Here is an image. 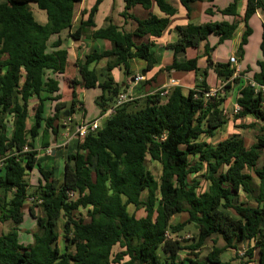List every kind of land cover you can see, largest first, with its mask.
Returning a JSON list of instances; mask_svg holds the SVG:
<instances>
[{"label": "trees", "instance_id": "trees-1", "mask_svg": "<svg viewBox=\"0 0 264 264\" xmlns=\"http://www.w3.org/2000/svg\"><path fill=\"white\" fill-rule=\"evenodd\" d=\"M82 1L0 0V222L15 224L0 236V264H234L237 260L238 264H264V92L248 80L237 97L236 119H254L242 128L258 130L255 143L248 147L239 134L217 143L207 140L214 139L228 122L225 103L232 83L252 71L250 80L264 85V21L258 70L248 66L244 72H237L230 61H214L211 53L235 36L238 19L177 26L178 39L168 44L175 58L164 70L195 72L194 88L185 93L181 86H172L164 95L159 89L118 107L98 129L76 139L59 178L54 167L40 162L37 139L42 148H48L51 138L58 139L61 128L67 127L63 118L76 126L85 119L78 84L101 90L95 102L103 117L126 90L112 71L119 68L129 76L134 58L146 61V72L153 68L157 64L154 41L137 40L161 37L170 17L178 12L169 0H124L121 16L125 22H135V28L128 31L111 18L97 28L95 15L104 0H95L73 31L76 6ZM153 1L164 16L151 13L139 18L132 13L137 5L151 9ZM178 1L191 17L193 3L215 0ZM239 3L232 0L218 11L239 16ZM34 7L46 12L45 23L37 19ZM258 10L264 16V0H247L235 56L240 62L254 31L250 20ZM66 31L75 41L100 39L112 45L75 61L81 81H70V102L63 100L59 81L70 58L62 47L61 34ZM210 36L218 37L212 47ZM203 42H207L206 68L199 67L198 57L178 58V53L199 48ZM104 59H108L104 72L91 67ZM210 69L225 83L222 91L212 93ZM33 98L38 102L29 127ZM78 114L82 118H74ZM149 161L162 165L160 180ZM36 168L40 176L30 193L29 174ZM70 192L76 193L74 199ZM242 192L250 202L240 199ZM28 201L39 231L24 244L19 225L25 220ZM130 205L143 206L146 215L137 217ZM181 213L188 218L174 224L173 217ZM188 224H194L198 233L187 245L175 235ZM213 236L224 245H214L201 258V249ZM229 249L235 256L224 260ZM183 251L187 254L181 257Z\"/></svg>", "mask_w": 264, "mask_h": 264}, {"label": "crops", "instance_id": "crops-1", "mask_svg": "<svg viewBox=\"0 0 264 264\" xmlns=\"http://www.w3.org/2000/svg\"><path fill=\"white\" fill-rule=\"evenodd\" d=\"M83 1H82V3H80L76 6V17H75V22H74L73 28H72L73 31L78 27L80 19H82V18L86 19L87 15L86 14L83 15V11L85 9L89 10L90 7L92 6V4L90 6V3L83 4ZM169 1L173 2V4L178 8V12L174 16L170 17V24H169L167 30L163 33V35L161 37H158V38L146 36L143 39L137 40L138 43H141L142 41L148 42L149 40L154 41L155 45L152 47V49L156 54L157 64H155V66L153 68H151L148 72H146V70H145L147 67L146 61L134 58L130 61L131 74L129 76L122 77L123 71L119 68H115L112 71V74L115 78V81L118 83H122L126 87L125 91L128 93L134 94L137 98L144 97L145 95L150 94V93L154 92L155 90H158L159 88L166 85L169 82V80L172 78H174L178 81V85L183 88V91L185 93H187L190 89L194 88L195 79H196L195 72H193V71L185 72V71H176V70H173L171 72H167L164 70V68L166 66L170 65L174 61V58H175L174 50L169 48L168 44L174 43L178 39V34L176 31L177 26H184V25H187L188 23L203 24L206 22L221 21V20H227V21L232 22L235 19H238L240 21V23H239V27H238L237 31L241 30V32H240L241 37L237 40L235 45H232L231 50L226 51V53H225L226 57L225 56L222 58L220 56L218 57L217 55H215V53L217 52V50H219L220 46L226 45V43L228 41H231L232 39L227 40L225 43L217 46L216 49H213L211 51V53H212V57H213L214 61L228 62L231 57H233V56L235 57L237 50H238V47H239V44H240V41L242 39V35H243V31H244V24L242 22V18L245 14L247 0H240L239 9H238L239 10V16H236V17L235 16H226V15L224 16L223 14H221L218 11V9H222V8L226 7L232 0H227V2H226L227 4H225V5L224 4L220 5L219 0H215L213 2H196V3H193L191 5L192 6L191 17H188L187 9L178 0H169ZM79 5H80V7H78ZM124 6H125L124 0H104L103 3L100 5L97 14L95 15V21L97 24V28L105 26L107 23L106 19L111 18V19H113V21L115 23L124 27L126 30L132 31L135 28V22H133L132 20H128L127 22H125V20L121 16V12L123 11ZM208 9L211 10L212 12L208 13V11H207ZM135 10L136 11L138 10L139 13H136ZM41 12H44V11L38 10V15H39L38 20L42 23H45L47 21V14H46V12H44V13H41ZM132 13L139 18H147L150 16L151 13L156 14L158 16H164V13H162L159 10L158 6L154 3V1H153L151 9H145L141 5H137L132 10ZM35 14H36V12H35ZM101 14H102V17H101ZM36 16H37V14H36ZM254 18H257L259 23H260L259 29H260V36L261 37H260L259 43L261 45L262 34H263L262 23L264 21V16H263L262 11L258 10L257 13L251 18V20H250L251 25H252V21ZM242 29H243V31H242ZM237 31L235 33V36L237 35ZM254 32H255V30L253 31V34H254ZM65 34L67 35V37H69L67 31L61 34V38L63 40L62 47L65 49H68L70 58L68 60L66 73L62 76H59V80H60V77H63L66 80L67 88H68L67 94H69L71 96V99H72L73 88L69 83L72 80L81 81V75L79 73L78 67L75 65V61H77V59L84 58V56L86 54H88L89 52H91L93 50H97V51L101 52L102 50H106V49L111 48L112 45L110 42L100 40V39H98V40L86 39L84 42L83 41H75L70 37L67 39L65 37L66 36ZM253 34L250 37V41L253 38ZM217 40H218V37L210 36L208 39V44L212 47L217 43ZM206 43L207 42H203L199 48H188L186 50V54L184 56H178V58L185 60V59L198 57L199 67L200 68H206L207 63H208L207 62V56L205 54L206 53ZM248 46H249V44L246 46L245 58L241 62L235 57L238 61L239 68L244 69L243 72L247 69L248 66H252V68H253L255 65L253 63L246 62L247 61V55H248V53H247ZM262 57H263V54L259 58L256 59V62H257V60L262 59ZM107 62H108V59H104L98 63L92 64L91 67L95 68L99 72H104L106 65H107ZM70 66H72V69H73L72 74L68 73ZM238 72H242L241 69ZM138 74H142L145 77V80H143L141 82H135L134 77ZM208 82L211 85L212 89L218 88L219 86H221L224 83L223 81L217 79V76H216L215 72L213 71V69L209 70ZM215 85H217V87H215ZM76 87H82L84 90L86 89L81 84H78V86H76ZM232 88H233V90L231 92L236 91L235 90L236 89V83H232ZM241 88H240V90H241ZM240 90L238 91V95H239ZM238 95H237V97H238ZM78 99L80 101H82L80 99L79 94H78ZM63 100H65L64 97H63ZM65 101H67V100H65ZM69 101H67V102H69ZM228 101L229 100L227 99L226 100V107H227ZM236 104H237V99L234 102V106ZM86 116L87 115H85V119L80 121V123L90 122V121H87ZM76 118L77 119L82 118V114H78ZM94 120H96V118ZM253 121H254V119H253ZM29 124L30 123L28 120V126H30ZM33 124H34V122L31 123V126ZM227 124H228V122H227ZM72 139H76V138L69 136L68 131L62 130L58 139L51 138L50 146L48 148H44V149H46V152H42V153L39 152L38 158H39L40 162L43 165H45L46 167H54L55 168L54 171L56 174V171H57L56 166L57 165H55L56 163L53 160L51 155L55 156V158H57L58 156H62L64 159V165H65L66 156L68 155L69 150H71V148L73 147L72 146L70 149H68L70 147V143H69L68 147H67V144ZM73 144H75V143H73ZM51 147H53V151L50 155L51 157L50 156L47 157L48 162H46V163H49V164L52 163V164L48 165V164H45L41 161L40 156L48 155L47 150ZM50 159L53 162L52 161L49 162ZM32 176H33V174H32ZM226 260H228V259H226Z\"/></svg>", "mask_w": 264, "mask_h": 264}, {"label": "rangeland", "instance_id": "rangeland-1", "mask_svg": "<svg viewBox=\"0 0 264 264\" xmlns=\"http://www.w3.org/2000/svg\"><path fill=\"white\" fill-rule=\"evenodd\" d=\"M95 2V0H84L83 4H88L90 3L93 5ZM227 0H219V4H227L226 3ZM80 7V5L78 6ZM199 8V7H198ZM35 9V7H34ZM40 11V10H39ZM136 11V10H135ZM35 12L37 14V19L39 17L38 15V10L35 9ZM44 13V12H41ZM136 13H139V11L137 10ZM102 17V14H101ZM252 26L253 29L255 30L254 34H253V38L251 39L249 46L247 48V61L249 63H253L254 65V69L258 70V66L256 64V59L259 58L262 55L261 49H260V23L258 21L257 18H254L252 21ZM243 31V29H242ZM241 30L237 31V35L234 36L232 38L231 41H228L226 43V45L224 46H220L219 50H217V52L215 53V55H217L218 57L220 56L221 58L225 56L226 51L231 50L232 45H235V43L237 42V40L241 37L240 35ZM66 35V34H65ZM240 35V36H239ZM67 39L69 37H67V35L65 36ZM213 50V48H212ZM211 50V51H212ZM228 56V55H227ZM226 57V56H225ZM131 67V66H130ZM252 67V66H251ZM241 71H243L244 69L240 68ZM69 74L73 73V69L72 66H70L69 70H68ZM252 72H248L246 73L245 77H242L241 80L239 81V83H236V91L231 92L233 90V88L231 89V91H229L227 93V99L229 100L227 103V107H226V103H225V113L227 115L228 118V124L225 125V127L219 131L218 135L214 138H208L207 140L210 142H214L217 143L220 140H223L233 134H239L245 141V144L249 147L251 146L253 143L256 142V137L258 135V130L256 128H242V125H249L250 123H252L253 119L248 117V118H240V119H236L235 113H234V102L237 99V95H238V91L240 90L241 87H243V85H245V83L250 80V78L252 77ZM122 77H127V75L124 73V71L122 72ZM60 86L62 88V94L65 100L69 101L71 99V96L69 94H67V82L63 77H60ZM70 84V83H69ZM78 86V85H77ZM215 87H217V85H215ZM77 89V93L80 95V99L84 102V106L87 110L86 112V119L87 121L92 122L95 118L99 119V122L101 125H103L106 121V117H101L100 115V108L96 105L95 99L97 96H99L101 94V90L99 88L96 89H83L82 87H76ZM230 98V99H229ZM71 101V100H70ZM69 101V102H70ZM38 100L37 98H33L31 100V110H30V116H29V125L31 126V123H33L34 120V114H35V106L37 104ZM52 113V111L49 110L48 114L50 115ZM74 118H76V116L74 115ZM62 123L66 124L67 127L66 128H61V130L63 131H68L69 132V136L73 134V132L76 130V123L74 121H70L67 118H63L62 119ZM29 126V127H30ZM76 139H72L68 142L67 147L69 146L70 143V147L68 149H70L72 146L74 147ZM37 147L39 152H46V149L42 148L41 146V140L40 138L37 139ZM53 151V147L49 148L47 150L48 155H43L40 156L41 157V161L45 164L51 165L52 163H46L48 162V158L51 153ZM70 151V150H69ZM53 160L55 161V165H57V171H56V175L61 178L63 176V170H64V159L62 156H58L57 158H55V156L51 155ZM50 156V157H51ZM52 160L50 159L49 162H51ZM53 162V161H52ZM148 166L151 169V171L153 172V174L155 175L157 180H160V177L162 175V165L156 161H149L148 162ZM33 174V176H32ZM29 183H30V188L29 191L30 193H32L35 190L36 185L38 184V178H39V172L37 170V168L34 170L33 173L29 174ZM207 183L204 182L203 184V188H206ZM147 197L146 193H144L143 195V199H145ZM240 199L244 200L246 202H250L245 194L242 192V194L240 195ZM32 205V203L30 201H28L27 205H26V217L25 220L22 224L19 225V228L21 229V241L24 244L29 243L30 241L32 242L34 240L33 237V233L34 232H38V226L35 224L34 220L30 217V213H29V207ZM129 210L131 213H134L137 217H143L146 215L145 209L143 206H140V208H137L134 205H130L129 206ZM37 213L38 215H42L43 212L41 210V208L37 209ZM188 218V215L186 213H181L177 216H175L173 218V223H182L184 222L186 219ZM15 226V224L13 222H6V223H2L0 222V236L9 231L10 229H12ZM60 231L63 229V221L60 222ZM27 232H29V234H27ZM198 233V229L196 228V226L194 224H188L185 229L183 231H181L178 235L176 234L175 237H177L178 239L182 240L184 244H190L191 243V239L193 238L194 235H196ZM190 236V238H189ZM217 240V243L215 244L214 241ZM60 243L63 246V238H61ZM214 245L217 246H223L224 242L221 238L213 236L212 238L208 239L205 243V245L203 246V248L200 251V256L201 258H204L205 256H207V254L213 249ZM119 248L116 247L115 250H118ZM244 250L243 249L241 251V256H243L244 254ZM187 251H183L181 254V257L186 256ZM235 256V251L232 249L227 250L224 254H223V258L226 259H231ZM239 260L235 261L234 264H238Z\"/></svg>", "mask_w": 264, "mask_h": 264}, {"label": "built area", "instance_id": "built-area-1", "mask_svg": "<svg viewBox=\"0 0 264 264\" xmlns=\"http://www.w3.org/2000/svg\"><path fill=\"white\" fill-rule=\"evenodd\" d=\"M229 61L232 63V65L236 66L237 72L240 71V68L238 66V61H237V59L234 56L231 57L229 59ZM143 80H145V77L142 74H138V75H136L134 77V81L135 82H141ZM247 83L250 84L251 86L255 87L257 90L261 89L264 92V85L263 86L257 85L252 80H249ZM177 85H178V81L176 79L172 78V79L169 80V82L166 85H164L163 87H161L159 89L163 90L162 94L164 95V94L167 93V88L172 87V86H177ZM224 86H225V83H223L218 88L212 89V93H216L218 91H222ZM136 98L137 97L134 94L128 93L126 91H122L116 97L115 103L105 112L103 117H109L113 112L116 111V109L118 107L122 106L123 104H125L127 102L133 101ZM239 110H240V107H239L238 104H236L234 106V113L236 114ZM99 126H100L99 119H96V120H94L92 122H82V123H80L79 125L76 126V130L70 136L71 137H75L76 139H83L85 136H87L88 133L98 129ZM69 196H70L71 199H74L76 197V193L70 192ZM189 238H190V236H189Z\"/></svg>", "mask_w": 264, "mask_h": 264}, {"label": "water", "instance_id": "water-1", "mask_svg": "<svg viewBox=\"0 0 264 264\" xmlns=\"http://www.w3.org/2000/svg\"><path fill=\"white\" fill-rule=\"evenodd\" d=\"M186 54V51L180 52L178 53V56H184ZM67 115H69V113H67Z\"/></svg>", "mask_w": 264, "mask_h": 264}]
</instances>
